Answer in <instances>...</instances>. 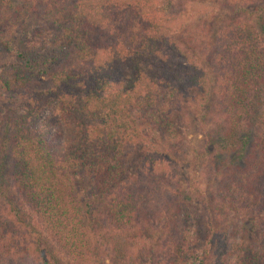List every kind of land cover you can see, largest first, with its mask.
Returning <instances> with one entry per match:
<instances>
[{
	"label": "trees",
	"instance_id": "obj_1",
	"mask_svg": "<svg viewBox=\"0 0 264 264\" xmlns=\"http://www.w3.org/2000/svg\"><path fill=\"white\" fill-rule=\"evenodd\" d=\"M201 1L0 0V50L29 18L54 31L0 66L16 99L0 105V264H101L91 243L113 264L135 247L137 264H264V0H207L190 22ZM187 97L210 127L179 160ZM199 167L212 227L194 253Z\"/></svg>",
	"mask_w": 264,
	"mask_h": 264
},
{
	"label": "rangeland",
	"instance_id": "obj_2",
	"mask_svg": "<svg viewBox=\"0 0 264 264\" xmlns=\"http://www.w3.org/2000/svg\"><path fill=\"white\" fill-rule=\"evenodd\" d=\"M200 2V1H199ZM212 2L211 1H201V3H196L188 7V14L190 15V22L198 23L203 20H210L212 17ZM214 12V11H213ZM178 21L174 25V29L181 33V28H187V21ZM53 29L41 23L37 19L29 18L25 20L20 27V30L15 36V42L13 44L14 52H5L0 50V66L6 63L16 61L17 53L28 55L41 54L45 52L48 41L53 35ZM35 38H33V37ZM33 38V39H32ZM15 98H7L0 95V105L15 102ZM183 104L180 106L179 112L175 114L174 117V128L179 135V142L175 151V158L181 160L182 156L190 157L191 152L200 151L204 144V133L209 130L210 123L207 118H204L202 114H196L193 110V102L189 97L184 99ZM136 150L130 155L129 162H136ZM179 172L180 169L177 168ZM207 175H209L207 167H199L197 173L191 175L189 171H184V177H190V187L187 189V203L190 209L191 219H192V251L198 253L204 246V241L209 235L210 228L212 227L210 217L204 208V198L203 196L207 193ZM181 183V187L185 186L186 180ZM135 235V234H134ZM136 242L140 246L146 245L147 241L140 239L138 235ZM105 245H98L96 243H91L89 245L90 251L94 249L98 250L101 264H113L111 263L107 256ZM140 248L135 247L132 254L134 253L132 260L130 262H124V264H137L134 257L138 254ZM68 257L58 254L57 260L59 264H68ZM73 261L71 260V263ZM228 264H235L233 259H230Z\"/></svg>",
	"mask_w": 264,
	"mask_h": 264
}]
</instances>
